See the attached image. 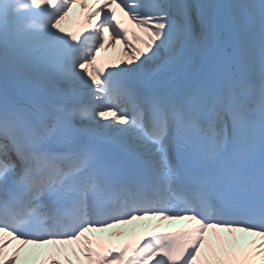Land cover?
Instances as JSON below:
<instances>
[{"label":"snow or ice","instance_id":"snow-or-ice-1","mask_svg":"<svg viewBox=\"0 0 264 264\" xmlns=\"http://www.w3.org/2000/svg\"><path fill=\"white\" fill-rule=\"evenodd\" d=\"M111 40L132 55L106 71ZM148 62L186 78L151 83ZM154 217L192 225L95 235ZM29 244L51 264L72 244L76 264H264V0H0V264Z\"/></svg>","mask_w":264,"mask_h":264},{"label":"bare ground","instance_id":"bare-ground-1","mask_svg":"<svg viewBox=\"0 0 264 264\" xmlns=\"http://www.w3.org/2000/svg\"><path fill=\"white\" fill-rule=\"evenodd\" d=\"M209 2L217 3L221 5H227L234 2V0H209ZM86 9V11H85ZM88 11V7L85 6L84 9H81L80 5H77L73 12L77 13L76 20L77 25L73 30L79 29L78 27H82L86 24L87 18L86 13ZM73 16L72 12L69 13V18ZM118 16L124 19L125 24L131 27V22L128 21L126 17L123 16L122 13L118 11ZM79 24H81L79 26ZM72 30V31H73ZM137 31H139L137 29ZM220 44L227 43L231 48L238 43V37L234 35H229L228 33L221 32L218 33L217 36ZM138 46L141 48L143 45L138 42ZM131 50L126 46L123 41L117 42L116 40H111V43L106 45L105 49H102L100 52V62L105 64L107 62V67L109 69L119 64L127 63L129 56H131ZM144 70L148 74V81L151 83H160L163 85H173L179 84L186 78V73L183 70L180 71H171L169 69H159L154 70V65L151 62H148L144 65ZM187 223L188 225H192V222L184 221V220H161L158 217L154 218H144L137 219L130 223L126 224H116L112 227L105 229L101 233H96L95 235L101 236L106 244H110L114 247L123 246L125 243H135L140 239L141 236L149 234L153 231L168 229L170 227ZM190 225V226H191ZM248 236L249 239L252 237L248 234L237 233V236ZM209 238L213 242H215V237L211 235V230L209 232ZM17 243V242H16ZM15 244V242H14ZM57 246L54 245H44V246H25L24 251L21 252L20 261L18 264H41V261H47V264H51L50 259L47 257L46 253L48 250H52ZM68 249V255L71 256L73 260V264H76V256L72 254L71 249L75 247V244L62 246ZM10 250V249H9ZM59 258L63 261V255L59 256ZM83 259V256L80 257ZM66 264V262H65Z\"/></svg>","mask_w":264,"mask_h":264},{"label":"rangeland","instance_id":"rangeland-1","mask_svg":"<svg viewBox=\"0 0 264 264\" xmlns=\"http://www.w3.org/2000/svg\"><path fill=\"white\" fill-rule=\"evenodd\" d=\"M83 8H85V7H81V9H83ZM85 11H86V9H85ZM72 14H73V16H72L71 18L66 17L65 20L62 22L63 27H64L66 30H68V29L71 30V29H72L73 27H75V25L77 24L76 17L74 18L76 12L74 13V12L72 11ZM79 25H80V24H79ZM85 26H86V27L88 26V21H86ZM81 28H84V27H81ZM141 48H143V46H142ZM142 58H143V57H141V59H142ZM107 62H108V61H105L106 71L109 70V67H107V65H108ZM134 63H138V61H134ZM114 64H115L114 67H122L125 63L122 64V63L120 62L119 64H116V63L114 62Z\"/></svg>","mask_w":264,"mask_h":264}]
</instances>
